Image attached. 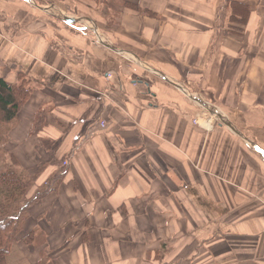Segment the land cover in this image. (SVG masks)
<instances>
[{
    "label": "crops",
    "instance_id": "0c3cea01",
    "mask_svg": "<svg viewBox=\"0 0 264 264\" xmlns=\"http://www.w3.org/2000/svg\"><path fill=\"white\" fill-rule=\"evenodd\" d=\"M124 1L113 24L101 1L0 0V79L33 87L7 148L38 172L31 194L56 185L23 227L41 246L17 247L30 264H264V0ZM184 85L221 111L211 131Z\"/></svg>",
    "mask_w": 264,
    "mask_h": 264
},
{
    "label": "trees",
    "instance_id": "16d2710c",
    "mask_svg": "<svg viewBox=\"0 0 264 264\" xmlns=\"http://www.w3.org/2000/svg\"><path fill=\"white\" fill-rule=\"evenodd\" d=\"M25 80L29 82L20 76L16 85H9L0 79V264H11L18 240L26 245L38 244L37 248L41 246L42 235H37L40 231L25 233L23 227L30 216V208L56 189V185L53 186L55 183L52 186L43 185L31 194L38 172L31 173L21 167L15 155L6 148L11 131L19 123L18 114L33 92V87L30 83L27 86ZM42 113V110L37 111L35 121L39 118L40 122L39 126L33 127L32 133L44 126ZM21 256L13 264H30Z\"/></svg>",
    "mask_w": 264,
    "mask_h": 264
},
{
    "label": "rangeland",
    "instance_id": "374dc122",
    "mask_svg": "<svg viewBox=\"0 0 264 264\" xmlns=\"http://www.w3.org/2000/svg\"><path fill=\"white\" fill-rule=\"evenodd\" d=\"M27 1L31 2L32 0H27ZM91 1L96 2L97 4H99V2L101 1V8H102L101 10H102L103 15L105 17H107L108 19H110L111 23H113V24H119L120 23V19L122 16V12L124 11V8H126V7L132 8L131 6H127L126 5L127 1H124V0H111L110 2H108V1L103 2V0H91ZM60 15H63V14L61 13ZM25 83H27V86L29 85V82L27 80H25ZM212 110H213L212 115L215 114V117L217 119H219L221 117L219 112H221V111L217 107L215 109H210V110L205 109L206 112H211ZM6 153L8 154L7 150H6ZM40 234L42 235L41 232H37V235H40ZM17 248L15 250L16 252H14V251L12 252L14 254H13V260L11 261V264H13L14 261L20 260L19 257H22L21 255H23V257H24V254L21 252V250L19 251ZM43 253H45V252H42V255L44 256V258H43L44 262H42V264H45L49 261V259L47 258V255H45Z\"/></svg>",
    "mask_w": 264,
    "mask_h": 264
},
{
    "label": "built area",
    "instance_id": "2783aa9c",
    "mask_svg": "<svg viewBox=\"0 0 264 264\" xmlns=\"http://www.w3.org/2000/svg\"><path fill=\"white\" fill-rule=\"evenodd\" d=\"M190 90L191 89L188 85H184L183 92H184L186 97H192L193 96V94ZM193 99H195L196 101H198L200 103L199 104L200 108L198 109L199 114L196 116V119L194 120V124L199 125L200 127H202L205 130L211 131L215 127V123L218 121V119L215 117V114L212 115L213 110L211 112H206L205 109L210 110V109H215L216 107H213L212 105L208 106V104L205 103L203 101V99L198 97V96H193ZM100 125L102 128H104V127H106V122L101 121Z\"/></svg>",
    "mask_w": 264,
    "mask_h": 264
},
{
    "label": "bare ground",
    "instance_id": "6f19581e",
    "mask_svg": "<svg viewBox=\"0 0 264 264\" xmlns=\"http://www.w3.org/2000/svg\"><path fill=\"white\" fill-rule=\"evenodd\" d=\"M224 119V118H223Z\"/></svg>",
    "mask_w": 264,
    "mask_h": 264
}]
</instances>
